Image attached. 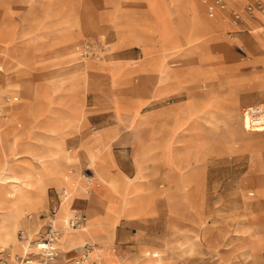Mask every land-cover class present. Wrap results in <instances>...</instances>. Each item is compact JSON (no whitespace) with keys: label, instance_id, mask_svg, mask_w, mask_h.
<instances>
[{"label":"rangeland","instance_id":"1","mask_svg":"<svg viewBox=\"0 0 264 264\" xmlns=\"http://www.w3.org/2000/svg\"><path fill=\"white\" fill-rule=\"evenodd\" d=\"M189 1L200 8L203 23L195 18ZM234 1L226 0L223 14L215 12L209 17V0H204L205 4L200 0H44L41 7L20 0L21 9L14 0H0V175L9 180L14 173L22 176L18 184L34 201L24 215L28 219L32 214V221L28 219L32 227L28 230L16 223V246L2 243L0 247L12 254L36 252L35 245L25 246V250L17 232L31 236L39 230L41 221L36 215L51 204L54 191L61 186L71 195L56 212L59 231L55 246L62 264L65 258L66 264H74L78 256L77 248L66 253L63 248L86 241L93 244L88 264H106L116 249L134 255L141 248L145 249L139 264H148L147 250L162 253L159 264H264V133L244 135L238 122L247 105L264 102V64L249 62L253 35L264 33V14L256 16L263 22L243 16V21L234 25L232 13L243 15L245 5L258 0H241L238 6L232 5ZM23 8L29 12L25 19L35 24L32 30L22 18ZM143 8L149 20L136 19ZM15 19L19 21L17 28ZM145 22L153 26L146 27ZM118 39L124 47L115 45ZM87 44L93 47V54L85 52ZM11 45L14 58L8 50ZM180 58L192 60L179 62ZM170 61L173 65L166 68ZM217 65L224 68L219 83L214 82L221 72L215 69ZM57 69L64 71L56 73ZM75 72L77 77L64 80ZM158 76H176L165 82L169 96L157 93ZM78 83L82 86L77 90L59 92L63 85ZM190 84L199 90L186 93ZM163 96L165 106L177 107L172 135L167 133L161 146L163 135L153 115L158 109L157 98ZM97 105L106 112L101 114L103 110ZM142 110L147 112L142 114ZM107 114L115 121L116 132L109 145L93 148L94 153L86 142L98 135V131H91L100 123L112 122L109 116L101 117ZM196 116L197 122L193 119ZM15 123L21 127H14ZM88 132L91 134L85 138ZM123 139L127 141L118 143ZM225 149L228 155L222 154ZM80 152L82 161L76 160ZM190 155L192 160H185ZM181 162L191 166L190 172L196 176L184 189L183 176L177 186L169 178L173 173H188L181 169ZM105 172L112 178L144 182L151 179L148 175L152 172L149 190L159 197L148 222L120 225L111 240L104 239L110 240L111 246L100 241L108 232L94 225L97 212L93 208H88L91 215L81 228L62 226L74 211L80 212L79 191L92 205H108L112 190L118 207L140 198V192L127 188L128 184L108 181ZM136 173L148 178L135 179ZM23 181L28 185L23 186ZM143 185L147 189V183ZM42 193L47 194L46 205L35 212L33 207L41 203ZM7 206L10 203L4 202L3 211ZM63 208L66 211L61 214ZM173 208L176 214L170 216ZM119 214L113 212L109 221L116 222ZM85 230H90V235L80 244L64 242L67 235ZM249 247L260 252L248 257ZM97 248L102 254L95 260Z\"/></svg>","mask_w":264,"mask_h":264},{"label":"crops","instance_id":"2","mask_svg":"<svg viewBox=\"0 0 264 264\" xmlns=\"http://www.w3.org/2000/svg\"><path fill=\"white\" fill-rule=\"evenodd\" d=\"M18 1H20V0H14V5L15 6H18V5H20V3L18 2ZM62 2H64L65 0H61ZM103 1H105V0H103ZM201 1V3H203V4H205V2H204V0H200ZM23 2H29L30 3V5H36V6H38V7H41V6H44V0H23ZM197 2V1H196ZM38 3H41V4H38ZM198 3V2H197ZM242 3V1L241 0H235L234 2H233V4L232 5H234V6H238V5H240ZM231 5V6H232ZM143 7H144V5H143ZM18 8L19 9H21L19 6H18ZM24 9V15H23V20H24V22L26 21V23H28V27H29V30L31 29H33V27H35L34 25V23L32 24V25H30L29 24V21L27 20V19H25V18H27V15H28V10L26 9V8H23ZM35 11H38L39 13H41L42 14V12L43 11H41V10H39V9H34ZM35 11H33V10H31V18H34V12ZM161 11V10H160ZM162 12V11H161ZM216 14L217 15H221L222 13L221 12H219V11H217L216 12ZM30 15V14H29ZM41 17V16H40ZM138 18H140V19H148L149 20V18H148V16H147V14H146V12H145V10H144V8H143V10L140 12V13H138V15H137V17H136V19H138ZM35 19V18H34ZM135 19V20H136ZM246 19V18H245ZM256 20H257V22H263V21H261V20H259V18H255ZM134 20V21H135ZM15 23H16V28L18 27V22L19 21H16V19L15 20H13ZM134 21H132V22H134ZM35 23H36V21H34ZM40 22H42V19L40 20ZM124 23H130V21H123ZM146 27H149V28H151L152 26H153V24L151 23V22H145V23H143ZM112 28V27H111ZM86 29H87V27H86ZM85 29V30H86ZM114 29V28H113ZM217 30H219V29H217ZM86 31H88V29L86 30ZM115 31V30H114ZM16 32H17V34L19 33L18 32V30L16 29ZM116 33H117V31H115ZM78 33V32H77ZM77 36V35H76ZM75 37V36H74ZM16 40V39H15ZM14 43V42H13ZM124 43L121 41V40H117V42H115V45H117V46H123L124 47V45H123ZM13 45V44H12ZM12 45L9 47V52L10 51H12V56H13V58H14V54H13V49H10L11 47H12ZM128 46H131V45H128ZM136 46V45H135ZM150 46V45H149ZM152 46V45H151ZM150 46V47H151ZM81 47H82V43L80 44V49H81ZM93 48V47H92ZM249 50H250V52L252 53V58H251V61H249V62H252V63H263L264 64V33H256V34H254L253 35V37H252V43L249 45ZM254 53V54H253ZM140 54H141V49H140ZM142 54H143V52H142ZM141 54V56H140V58L143 56ZM72 55V54H71ZM75 56V55H74ZM76 57V56H75ZM12 58V57H11ZM24 58V57H23ZM140 58L138 59V60H140ZM24 59H26V58H24ZM181 59L182 58H180V60H179V62H181ZM186 59H188V60H192V59H189V58H186ZM185 58L184 59H182L184 62H187V60H186ZM138 60H136L135 62H137ZM77 62V61H76ZM121 63H131L132 64V62H121ZM134 63V62H133ZM77 64V63H76ZM76 64H74V65H76ZM78 64H80V65H82L81 64V61H78ZM108 65V64H107ZM174 65H175V63H174ZM208 65H210L211 67H212V65L210 64V62H208ZM86 66H88V63L86 64ZM108 66H110V67H112V65H108ZM71 67V66H70ZM212 68H214V67H212ZM218 68H220L221 69V72H219L217 75H216V78L214 79V82H221V80H223V78H224V74L222 73L223 72V70H224V68L223 67H221V65L220 66H218L217 65V67H215V69H218ZM69 69V68H68ZM68 69H66V70H68ZM0 70H1V65H0ZM71 70V69H70ZM62 71H64V70H58L57 69V71H56V73H60V72H62ZM71 72H73V71H71ZM106 72V71H105ZM8 75L10 76V77H14L13 76V74L12 73H8ZM78 76V74L75 72V74H73V76L72 77H70V78H67V79H64L65 81H67V80H70V79H72V78H74V77H77ZM173 77H176V76H170V77H166V78H164V79H162L158 84H157V88H158V90H157V93H159V92H165L166 94H168V96H169V91L167 90V88H166V85H165V82L167 81V80H170L171 78H173ZM142 78H144V79H147V77H142ZM150 80V79H149ZM184 80L186 81V82H188L185 78H184ZM65 81H63V80H61V81H59V80H57V82L58 83H64ZM180 82V81H179ZM188 83H190V82H188ZM217 83V85L216 86H218L219 84ZM81 86H82V84L81 83H78V84H73V85H63L62 87H60V89H59V92H61L62 94H66V93H68V92H70V91H72V90H77V89H79V88H81ZM197 90H199V89H195L194 88V86L192 85V84H190V86H188L187 88H186V93H188V94H191L190 92H192V91H197ZM203 92V91H202ZM140 97H141V94H140ZM93 99H94V97H93ZM143 99V98H142ZM97 106H99V105H97ZM146 106V105H145ZM175 106V105H174ZM177 107V106H176ZM176 107H175V109H176ZM99 108H100V106H99ZM146 109V108H145ZM100 110H103L102 111V113L101 114H104L105 112H106V110L107 109H102V108H100ZM144 110V109H143ZM143 110L141 111V113L143 114V113H146L147 111H145V112H143ZM149 110V109H148ZM151 110V109H150ZM101 114H99V115H101ZM106 116H109L110 117V120H112V122H110V123H107V121H103L102 123H100L99 124V126L96 128V130L95 131H91V133H95L96 131H98L99 133H98V135H96L97 137H98V141H95V139H96V136H91L90 138H88L87 139V142H86V145H89V146H91V148H92V151H93V148H95V147H99V146H103V147H106L107 145H109L112 141V139H111V135L112 134H114L115 132H116V124H115V121L113 120V118H112V116H111V114H107V115H103V116H101V117H106ZM96 117V116H95ZM100 117V116H99ZM100 117V118H101ZM198 116H196L195 118H193L194 119V121H196L197 122V118ZM17 123H15V125H13L14 127L15 126H17L16 128H20L21 127V125L20 124H17ZM84 126H86V123L84 124ZM91 133H87L84 137L85 138H87V137H89V136H87L88 134H91ZM81 136V135H80ZM79 136V137H80ZM83 137V138H84ZM72 141H74V140H72ZM118 141V143H120V142H126L127 141V139H123V140H117ZM82 142V141H81ZM68 144H70V143H68ZM74 144H76V143H74ZM81 144V143H80ZM79 144V145H80ZM71 145V144H70ZM138 145V144H137ZM81 146V145H80ZM225 151V152H224ZM224 151H222V154H225V155H228V153H230L229 152V150L228 149H225ZM94 152V151H93ZM95 153V152H94ZM97 156V155H96ZM191 157H189V158H187V159H185V160H189V161H191L192 160V155H190ZM82 156H81V152H80V159H76V160H78V161H82ZM87 159V158H86ZM76 160H74V161H76ZM88 160V159H87ZM185 160H183V161H185ZM199 160H201V159H199ZM198 160V161H199ZM184 170H186V172H188L187 174H185V173H173V175H171V176H169V178H170V182L171 183H173L174 185H176L177 186V184L176 183H179L180 184V177L182 178V176L185 178V180H184V178H183V180H182V184H183V187H182V189H184L185 187H187L188 188V186H189V184L192 182V180L194 179V178H196V176L192 173V172H190L189 170H191V166H189V167H186V168H184ZM183 170V171H184ZM97 171H99V170H97ZM192 171V170H191ZM106 173V172H105ZM151 173L152 172H150V174L148 175V177H150L151 179H153L152 178V176H150L151 175ZM144 174H141V175H138L137 173H136V176H135V179H140V178H144ZM105 177H106V179L108 180V181H113V182H118L119 184H124V186H125V184H128V185H126V186H128L127 188H135L136 190H138L139 192H140V194H141V196H140V198L136 201V200H131L130 199V203L131 204H129L128 206H123V207H118L117 206V204L114 202V198H115V192L112 190V191H110L109 192V196H108V200H109V202H108V205H106V206H104V205H102L101 203H96V204H94V205H92V204H90V202H89V200H88V198L87 197H85L84 195H82V193L79 191V192H77V199H80V201H81V204H80V207H79V211H80V213H82L83 215H85V217H86V219L87 218H89L90 217V215H91V212H90V210L88 209V208H93V209H95L96 210V214H97V219H96V221L94 222V225H98V226H103V227H105L104 229L105 230H107V232H108V236H103V237H101V240L100 241H102L103 243H105L106 245H108V246H111V242H110V240H111V236L113 235V233L115 232V230H116V228L118 227V226H120V225H122V226H126V225H138V226H140V225H142V224H145L146 222H148L149 221V218L147 217L149 214H154L156 211V208L154 207V204H155V202L157 201V200H159V197H154V192L152 191V190H149V181L151 180V179H149V180H147V181H145L146 183H147V189H145L144 188V181H141V180H131V179H129V180H126L125 178H123V177H121V176H119V177H116V178H112L110 175H108L107 173H106V175H105ZM147 176H145V178H148ZM76 178V177H75ZM77 179V178H76ZM156 180H155V182H160V181H158V178H155ZM79 182L80 183H82L80 180H79ZM50 184H55V186H58L55 182H52V183H50ZM188 185V186H187ZM160 185H158L156 188H158ZM7 187V188H6ZM48 187V186H47ZM177 188V187H176ZM10 188H9V186L7 185V186H1L0 187V215L3 213V207H4V200L3 199H5V194H8L5 190H9ZM61 189H63V187H61V186H59V189L58 190H55L54 191V200L52 201L51 200V204H48V206H47V208L45 209V210H43V211H40L39 213H38V215H36V217H37V219L39 220V221H41V224H40V227H39V230H42V228H43V226L45 225V223H46V221H47V219H48V216H49V212H50V210H52V209H54V208H56L57 210H58V208H59V205L61 204V202H60V198H61V196H60V190ZM46 190H47V188H46ZM173 190H174V188H173ZM177 190H180V187L179 188H177ZM176 189L174 190V192L175 191H177ZM188 190H190V189H188ZM188 190H187V192H188ZM102 193H104L103 191L100 193L101 194V197L103 196L102 195ZM47 195V194H46ZM71 198V197H70ZM72 202H73V200H72ZM46 205V202H45V204L43 205V206H45ZM71 205H72V203H71ZM43 206H41L39 209H41ZM72 207V206H71ZM173 207V206H172ZM39 209L37 210V211H39ZM57 210H56V212H57ZM37 211H35V212H37ZM117 211H119V216L118 217H116V222H110L109 221V218L111 217V216H113V212H117ZM131 214V215H130ZM175 214H176V209H171V212L169 213V215L170 216H175ZM29 215H30V217L28 218L30 221H32V214L31 213H29ZM87 215V216H86ZM71 215H69V217H70ZM69 217L67 218V220L69 219ZM0 219H1V217H0ZM56 220H57V218H56ZM57 225L59 226V224H58V221H57ZM62 226H63V228L65 227H67V221L66 222H64V224H62ZM105 238H109L110 240L107 242L106 240H104ZM89 241H86V242H84L83 244H81V245H77V246H75V247H72V248H63V250H64V253H66L67 251H69V250H71V249H74V248H77L78 249V254H79V252H80V250H81V248H82V246L85 244V243H88ZM55 248H56V246H55ZM156 248H158V247H156ZM142 249H145V248H141V249H139L137 252H134L135 254L134 255H132V254H129V255H124L119 249H116L115 250V252H114V255H112L111 257H107L106 258V260H105V263L106 264H139L140 262H141V260H142V253H141V250ZM152 249V248H151ZM158 249H161V248H158ZM60 253V252H59ZM61 254V253H60ZM59 254V255H60ZM76 255V254H75ZM65 258V257H64ZM66 261H67V259L65 258V263L64 264H66Z\"/></svg>","mask_w":264,"mask_h":264},{"label":"bare ground","instance_id":"3","mask_svg":"<svg viewBox=\"0 0 264 264\" xmlns=\"http://www.w3.org/2000/svg\"><path fill=\"white\" fill-rule=\"evenodd\" d=\"M226 1V0H225ZM189 7L192 10V13L194 14L195 18L203 23L202 19H201V11L200 8L198 6H196L195 4L191 3V1H189ZM1 9V8H0ZM219 12H221L223 14V10H217ZM216 11V12H217ZM257 15L262 16L263 14L259 13V12H255L254 13V17L252 18H256ZM245 16V15H244ZM247 16H245L246 18ZM263 17V16H262ZM247 21H252L250 19H247ZM219 22V21H218ZM206 25V24H205ZM210 25V24H209ZM185 34V33H184ZM182 35V34H181ZM186 36V35H185ZM193 36V33L192 35ZM190 36V37H191ZM193 38V37H192ZM196 41V38H195ZM203 41V40H202ZM193 43V42H191ZM206 43V42H205ZM197 44V43H196ZM203 46V45H202ZM189 47V46H188ZM192 47V46H191ZM200 47V46H198ZM167 50L172 49V47H166ZM190 49V48H189ZM199 49V48H198ZM195 50V49H194ZM198 51V50H197ZM184 52V51H183ZM182 52V53H183ZM189 52V50H188ZM168 53V52H167ZM166 53V54H167ZM172 53V52H171ZM176 53V52H175ZM178 53V52H177ZM191 53V52H190ZM195 53V52H194ZM165 54V53H163ZM165 54V55H166ZM170 54V52H169ZM189 54V53H188ZM172 55V54H171ZM182 55V54H179ZM185 55V54H183ZM162 56V55H161ZM167 56V55H166ZM169 56V55H168ZM156 58V57H155ZM168 57H166L167 59ZM164 64V63H163ZM162 64V65H163ZM158 65V63H156V66ZM171 65H173L170 62L166 63V68L167 67H171ZM162 68V67H161ZM159 71V70H158ZM161 72V71H160ZM159 77V76H158ZM161 77V76H160ZM159 77V78H160ZM163 77V76H162ZM161 79V78H160ZM162 80V79H161ZM158 82V81H157ZM162 93V92H161ZM158 95V94H157ZM16 99V98H15ZM158 102V109L156 110L155 114L153 115V117L155 118V121L157 122V130L158 132L163 135V137L161 138V146H163V138L165 137V135L168 136L172 135V121L173 118L175 116V107L176 106H165V102L167 101L166 98L160 97L157 98L156 100ZM236 102V101H235ZM225 104V103H224ZM234 104V103H233ZM144 105V104H142ZM245 106V105H244ZM178 109V108H177ZM222 109V108H221ZM226 109V108H225ZM230 109V108H229ZM179 110V109H178ZM178 112V111H177ZM231 113V112H230ZM239 114V112H238ZM239 126L241 128V130L243 131V134L246 135L249 132H258V133H264V102L258 103V104H249L247 105L241 112L240 116H239ZM235 124V123H234ZM3 126L2 121H0V135L1 134V127ZM167 130V131H166ZM1 139V138H0ZM210 139V138H209ZM164 141V140H163ZM158 152V151H157ZM209 152V150H208ZM205 156V155H204ZM205 159V158H204ZM180 167L182 170H184V168L187 166L184 162L179 163ZM190 171V170H189ZM193 173V172H192ZM256 175V174H255ZM8 176V175H7ZM6 176V177H7ZM22 176H19L18 174H13L12 176H10V180L5 178L4 174L0 175V185L1 184H8L9 186V190H5L8 194H5V199L4 202L10 203V207L7 206V209H5V211H3V217L0 220V244L2 243H10L11 245L16 246V239H15V235H14V231H15V224L19 223L22 226H24L25 228H27L29 230V228L32 227V222L28 221L27 218H25V214H27V209L31 208L33 206V199L27 194V192L25 191V189H23L21 186H19V181L20 178ZM250 177V176H249ZM5 179V180H4ZM258 184V181H257ZM23 186H27L28 183L23 181L22 182ZM1 186H6V185H1ZM7 188V187H6ZM63 189H65L63 187ZM245 191V190H244ZM242 192V191H241ZM260 192V191H259ZM240 193V192H239ZM245 193V192H244ZM247 195V193H246ZM244 196V195H243ZM220 197V196H219ZM220 199V198H219ZM222 199V198H221ZM45 200H46V195L45 193H42L41 195V200H40V204H38L36 207H33L35 209L33 210H38L41 206H43L45 204ZM67 200V199H65ZM62 200V201H65ZM38 202V201H37ZM37 204V203H36ZM62 205V204H60ZM59 205V206H60ZM243 205V204H242ZM61 207V206H60ZM224 208V207H223ZM228 208V207H227ZM226 209V207H225ZM60 210V209H59ZM222 210V209H221ZM66 211V208H63V210L61 211V214H64ZM228 211V210H227ZM226 212V210L224 211ZM37 219V218H36ZM224 221V220H223ZM222 221V222H223ZM225 222V221H224ZM66 228H69L68 226ZM226 228V227H225ZM224 228V229H225ZM70 229V228H69ZM238 229V228H237ZM91 229V232L94 233V230ZM225 231V230H224ZM241 231V230H240ZM250 232V231H249ZM226 233V232H225ZM224 233V234H225ZM89 234L90 235V230H85V231H81V232H75V233H71L70 235H67L66 237H64V242L65 243H70V244H80L83 240V237L85 235ZM248 234V233H247ZM250 234V233H249ZM248 234V236H250ZM222 235V234H221ZM26 236V235H25ZM42 234L40 233V230H38L37 232H35L34 234H32L31 236H26L28 237L29 240H35L36 243L39 241V239L41 238ZM229 238V237H228ZM253 239V238H252ZM248 240V239H247ZM250 241V240H249ZM253 241V240H252ZM20 244L24 245V247H30L32 245H28L26 243H21ZM251 242H249L250 244ZM260 243V242H259ZM253 244V243H252ZM34 245V244H33ZM263 245V244H261ZM256 246V245H255ZM25 247V250H26ZM36 249V245L34 246ZM258 247V245L256 246ZM5 247H0V249H4ZM93 251V249H92ZM91 251V252H92ZM258 249L254 248V247H249L248 251L246 252V255L248 257H253L254 256V252H257ZM262 251V250H261ZM91 252L89 253V257L86 260L85 264L89 263V259H90V255ZM145 255H146V262L148 264H159L162 260H163V255L162 253H160L158 250H147L145 251ZM260 251H258L259 253ZM102 254V249L97 248L95 252H93L94 258L95 260H98L100 258ZM74 263V262H73ZM49 264H62L61 260H58L57 258L54 259L53 261H51Z\"/></svg>","mask_w":264,"mask_h":264},{"label":"built area","instance_id":"4","mask_svg":"<svg viewBox=\"0 0 264 264\" xmlns=\"http://www.w3.org/2000/svg\"><path fill=\"white\" fill-rule=\"evenodd\" d=\"M225 0H209L207 5V15L212 17L217 10H224ZM244 14L242 15L239 12L232 13V23L237 25L243 21V16L254 17V12H259L264 14V0L256 1L255 3H249L244 7ZM91 46L86 45L85 52H90L93 54ZM60 202L62 200L68 199L71 195L65 190H60ZM56 208L50 210L48 219L41 231V238L36 243L35 240H29L22 231H18L16 238L21 243H26L28 245H36L37 251H25L23 254H12L6 249H0V264H49L51 261L59 257V252L55 248V243L58 238L59 226L57 225L56 220ZM30 217V215H28ZM86 221L85 215L80 212L74 211L72 215L67 220V226L70 229L81 228ZM93 249L92 243H85L77 258L74 260V264H85L89 253Z\"/></svg>","mask_w":264,"mask_h":264}]
</instances>
